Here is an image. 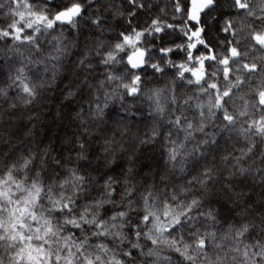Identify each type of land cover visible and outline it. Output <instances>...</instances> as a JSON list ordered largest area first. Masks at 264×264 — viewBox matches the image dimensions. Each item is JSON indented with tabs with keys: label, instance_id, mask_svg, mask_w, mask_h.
<instances>
[{
	"label": "clouds",
	"instance_id": "obj_1",
	"mask_svg": "<svg viewBox=\"0 0 264 264\" xmlns=\"http://www.w3.org/2000/svg\"><path fill=\"white\" fill-rule=\"evenodd\" d=\"M0 264H264V0H0Z\"/></svg>",
	"mask_w": 264,
	"mask_h": 264
}]
</instances>
